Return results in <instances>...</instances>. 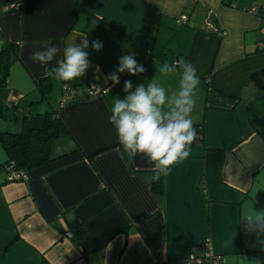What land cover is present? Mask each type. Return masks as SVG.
Listing matches in <instances>:
<instances>
[{
	"label": "crops",
	"instance_id": "0c3cea01",
	"mask_svg": "<svg viewBox=\"0 0 264 264\" xmlns=\"http://www.w3.org/2000/svg\"><path fill=\"white\" fill-rule=\"evenodd\" d=\"M6 1L18 8L7 10ZM262 29L264 0H0V48L18 44L0 86V100L9 102L0 132L39 126L35 116L54 109L69 129L52 142V160L23 181H6L0 143V264H188L208 247L224 264H264V236L243 216L248 201L264 210V139L249 123L251 110L264 113ZM83 38L89 67L80 78L103 91L87 98L82 84L71 92L73 102L44 103L49 93L42 97L36 81ZM49 46L59 49L50 64L31 60ZM124 55L144 72H118ZM181 58L200 78L191 118L203 136L163 176L157 195L153 163L146 154L126 158L108 117L114 98L130 94L125 81L135 92L155 80L167 92L163 111H170ZM164 64L176 70L161 72ZM72 221L85 230L80 240L66 235Z\"/></svg>",
	"mask_w": 264,
	"mask_h": 264
},
{
	"label": "clouds",
	"instance_id": "9594fccd",
	"mask_svg": "<svg viewBox=\"0 0 264 264\" xmlns=\"http://www.w3.org/2000/svg\"><path fill=\"white\" fill-rule=\"evenodd\" d=\"M88 46L87 38H83L82 46L67 45L63 59L58 60L57 66L48 71L47 75L54 74L56 79L65 82L83 76L89 67L88 54L83 49ZM92 47L99 51L102 44L96 41ZM58 51V48L49 46L43 51L33 52L30 58L33 62L47 65L53 61ZM177 63L183 73L179 81L178 98L174 99V107L170 111H163L168 101L167 92L155 80L148 84L147 89L144 85L137 86L135 92H130L131 82L125 81L124 91L130 94L125 99L114 98L108 117L119 144L129 159H133L138 153L149 157L153 163V181H158L162 174L170 175L174 166L183 163L189 157L191 145L197 137L191 113L195 107L194 92L200 78L190 61L181 58ZM125 70L136 75L143 73L145 69L143 66L137 67L132 55H124L120 58L117 71L123 73ZM175 70L174 66L168 64L160 68L165 73ZM109 79L113 83H119V77L115 73ZM243 216L258 238L264 236V210H255L248 201L245 202Z\"/></svg>",
	"mask_w": 264,
	"mask_h": 264
},
{
	"label": "trees",
	"instance_id": "16d2710c",
	"mask_svg": "<svg viewBox=\"0 0 264 264\" xmlns=\"http://www.w3.org/2000/svg\"><path fill=\"white\" fill-rule=\"evenodd\" d=\"M232 1L236 0H223V3L230 4ZM13 4L12 8L17 9L18 4L6 1L3 3L4 6ZM256 11V10H255ZM18 44L6 41L0 48V86H4L6 78L9 74V67L12 57L17 54ZM57 65H52L49 67L48 71ZM55 78L54 74L40 78L36 81V87L42 97H45L50 93L52 88V81ZM89 83V82H88ZM82 79L79 77L71 81H62V86L68 85L72 91L76 89L78 85H82ZM66 92L63 88L62 94ZM262 94H264V83H262ZM87 98L90 96L87 94ZM74 97L68 99L63 105L59 104V108L65 106L66 104L73 102ZM9 104V102L7 103ZM5 105L2 100H0V116L5 115V110L8 105ZM39 118V126H29L24 122L23 129L19 132H0V143L7 153V160L5 162L6 173L10 170L12 171H23L28 172L29 170L43 165L52 160L51 156V145L52 142L60 137L67 135L69 129L58 114V110H49L35 116ZM249 123L253 130L259 134V136L264 139V113H257L251 110L249 114ZM203 125L194 124L197 131V137L203 136ZM126 158L128 155L124 152ZM153 176V171L151 172ZM6 181H10L5 177ZM16 181V180H12ZM151 189L154 193H163V174L158 181H151ZM70 232H72L74 240H80L85 236V230L79 221H72L70 223ZM42 264H50L44 258L42 259Z\"/></svg>",
	"mask_w": 264,
	"mask_h": 264
},
{
	"label": "built area",
	"instance_id": "2783aa9c",
	"mask_svg": "<svg viewBox=\"0 0 264 264\" xmlns=\"http://www.w3.org/2000/svg\"><path fill=\"white\" fill-rule=\"evenodd\" d=\"M12 6H13V4H10V5L5 6V8L8 10L9 8H12ZM251 10H253V9H251ZM253 11H255V10H253ZM183 19H185V18L183 17ZM207 28L210 29L211 27L208 26ZM214 31L219 32V33L221 32L218 29H214ZM63 88L66 89V92H64V94H63V98L60 102L61 105H63L64 103H66L68 101V99L71 96V92H72V89L68 88V85H64ZM102 91H103V89H101L100 87H98L94 83L90 82L88 84L87 94L89 96L97 95V94L101 93ZM6 177L10 181H12V180L23 181V180L28 179L27 172H23V171H12V170H10L9 173L8 172L6 173ZM66 235L68 237L72 236L70 231H67ZM206 244H209V243L206 242ZM224 262H225V259H224L223 255L214 253L212 251V249L208 247L204 256H202L200 258H196L194 256H191L188 264H224Z\"/></svg>",
	"mask_w": 264,
	"mask_h": 264
},
{
	"label": "rangeland",
	"instance_id": "374dc122",
	"mask_svg": "<svg viewBox=\"0 0 264 264\" xmlns=\"http://www.w3.org/2000/svg\"><path fill=\"white\" fill-rule=\"evenodd\" d=\"M261 33L264 34V29L261 30ZM55 81L56 82L54 83L51 92L47 95V98L44 99V103H48L50 99H55L57 104L59 101L61 102L63 98V94H62L63 86L61 87V81L59 79ZM58 81H59V84H58ZM83 85L85 86V89L86 88L88 89L87 83L84 82Z\"/></svg>",
	"mask_w": 264,
	"mask_h": 264
}]
</instances>
